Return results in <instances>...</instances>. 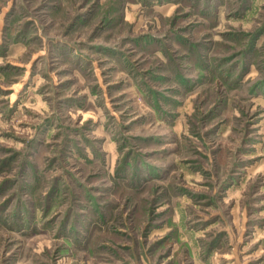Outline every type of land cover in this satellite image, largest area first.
<instances>
[{
  "label": "rangeland",
  "instance_id": "obj_1",
  "mask_svg": "<svg viewBox=\"0 0 264 264\" xmlns=\"http://www.w3.org/2000/svg\"><path fill=\"white\" fill-rule=\"evenodd\" d=\"M0 264H264V0H0Z\"/></svg>",
  "mask_w": 264,
  "mask_h": 264
}]
</instances>
